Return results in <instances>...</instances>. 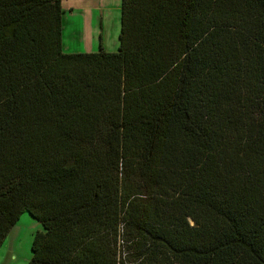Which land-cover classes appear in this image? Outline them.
<instances>
[{
    "label": "trees",
    "instance_id": "trees-1",
    "mask_svg": "<svg viewBox=\"0 0 264 264\" xmlns=\"http://www.w3.org/2000/svg\"><path fill=\"white\" fill-rule=\"evenodd\" d=\"M63 0H0V248L28 264H264V0H122L65 51Z\"/></svg>",
    "mask_w": 264,
    "mask_h": 264
},
{
    "label": "rangeland",
    "instance_id": "rangeland-1",
    "mask_svg": "<svg viewBox=\"0 0 264 264\" xmlns=\"http://www.w3.org/2000/svg\"><path fill=\"white\" fill-rule=\"evenodd\" d=\"M88 2L87 0H85ZM84 1V2H85ZM98 1V0H97ZM95 1V2H97ZM122 2V0H120ZM64 2V1H63ZM66 3L75 2L76 5H84V2L76 1V0H65ZM93 2V4L95 3ZM80 3V4H79ZM108 5V4H107ZM83 7V6H79ZM117 12V16L115 12ZM66 12L65 15H67ZM121 9L112 8L111 11H108L107 16L105 18V31L108 33L109 43L108 45H113L112 42L120 41L119 34L121 30ZM89 12H87L86 17L89 19ZM94 23V24H93ZM88 24V20L84 23V31L80 36H77V31L68 32V28H66L65 34V42L66 48H68L69 43H74L76 49H80L84 44V47L91 46V30L92 28H96L98 34L100 33L101 27V20L97 23L96 20ZM76 42V44H75ZM68 43V45H67ZM119 45L115 48L117 49ZM87 48V49H88ZM85 49V48H84ZM43 227L42 223L36 218L33 214L29 211H24L21 217L18 219L12 230L8 233L4 243L0 248V264H28L30 257L33 255L32 243L34 240L35 233L38 229Z\"/></svg>",
    "mask_w": 264,
    "mask_h": 264
},
{
    "label": "crops",
    "instance_id": "crops-1",
    "mask_svg": "<svg viewBox=\"0 0 264 264\" xmlns=\"http://www.w3.org/2000/svg\"><path fill=\"white\" fill-rule=\"evenodd\" d=\"M64 1V2H63ZM63 7H64V13L67 15H63V19H64V29H63V47L65 51H83V50H97L100 48V38L102 35V39H103V45L106 49L108 50H115V48L120 44V41H114L112 42L113 45H108L109 43V37H108V33H106L105 31V18L107 16L108 11H111L112 8H117V9H121V14H122V2L120 0H87L88 2H86L85 0H76V1H81L84 2V5H76L75 2H69L66 3L65 0H63ZM97 1V2H95ZM93 2H95L93 4ZM80 4V3H79ZM108 4V5H107ZM79 6H83V7H79ZM87 12H89L90 16L89 19L88 17L85 18ZM117 12H119V10H117L115 12L116 16H117ZM88 20V24L95 22L98 23L101 20V31L98 34L97 29L96 28H92L91 30V46L88 47H84V44H79L82 45V47H80V49H76L74 43L70 42L69 45L67 43V45L69 46L68 48H66V42H65V34H66V28H68V32L70 33L71 31H77V36L79 37L80 34L82 33V30L84 31V23L85 21ZM94 24V23H93ZM83 34V33H82ZM76 44V42H75ZM85 48V49H84ZM88 48V49H87Z\"/></svg>",
    "mask_w": 264,
    "mask_h": 264
}]
</instances>
